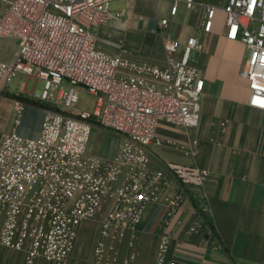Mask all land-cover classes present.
Instances as JSON below:
<instances>
[{
  "label": "built area",
  "instance_id": "built-area-1",
  "mask_svg": "<svg viewBox=\"0 0 264 264\" xmlns=\"http://www.w3.org/2000/svg\"><path fill=\"white\" fill-rule=\"evenodd\" d=\"M112 1L0 0V39L19 42L11 63L0 59V96L23 75L44 83L33 97L55 103L58 95L60 101L46 110L38 138L0 132V252L21 254L23 264H68L83 224L94 219L93 264H113L147 208L162 200V175L148 168L149 147L160 144L159 125L199 124L205 80L191 56L203 44L192 36L182 47L165 34L164 68L105 52L96 46L94 28L112 17ZM170 1L171 16L180 3L188 9L197 4ZM204 8V32L213 30L221 10L225 37L248 49L241 77L249 105L264 110V0H224ZM170 26L168 18L158 22L163 33ZM82 92L94 97L90 110L78 109ZM24 107L16 100L17 116ZM95 125L121 137L114 157L90 153ZM168 170L184 185L211 179L197 166L169 163ZM182 199L167 196L173 208ZM168 252L169 237L162 234L156 264H166Z\"/></svg>",
  "mask_w": 264,
  "mask_h": 264
},
{
  "label": "crops",
  "instance_id": "crops-1",
  "mask_svg": "<svg viewBox=\"0 0 264 264\" xmlns=\"http://www.w3.org/2000/svg\"><path fill=\"white\" fill-rule=\"evenodd\" d=\"M223 1L197 0L192 9L180 3L171 16L170 0H114L112 17L94 28L97 48L161 68L167 64L165 34L182 47L192 36L206 47L191 56L205 80L199 124L159 125L160 144L149 147L148 168L162 175V200L147 208L137 233L120 244L113 264H156L162 234L169 237L166 264H264V110L249 105L250 90L241 77L248 49L242 41L225 37L223 12L218 11L211 32L202 27L204 4ZM163 18L171 21L165 33L158 27ZM180 24L185 28L181 35L176 33ZM14 45L17 51L18 43ZM234 85L241 94L229 106L222 105ZM16 100L0 96V132L38 138L46 110L26 103L17 116ZM10 120L13 127L6 128ZM95 126L90 153L114 157L121 137ZM102 133L115 134L119 141L109 147L99 140ZM169 163L209 170L211 179L203 185H184L170 173ZM171 193L183 197L175 208L167 201ZM3 262L0 259V264H8Z\"/></svg>",
  "mask_w": 264,
  "mask_h": 264
},
{
  "label": "rangeland",
  "instance_id": "rangeland-1",
  "mask_svg": "<svg viewBox=\"0 0 264 264\" xmlns=\"http://www.w3.org/2000/svg\"><path fill=\"white\" fill-rule=\"evenodd\" d=\"M184 26L178 25L176 28V33L180 34L184 32ZM19 43L11 39H0V58L6 62L11 63L15 55V45L14 43ZM203 52L206 51V47L203 45ZM200 50V51H202ZM44 83L41 80H36L34 77H28L23 79V75L13 79L2 92L3 96H11L20 100L24 105L33 104L39 108L47 110L52 107H58L60 101L58 100V95L55 103L51 102H41L40 100L33 97L32 93L43 90ZM241 94L239 88L234 85L230 91L225 93L224 101L221 103L224 106H229L233 100ZM94 104V97L87 93L82 92L80 103L78 104V109L90 110ZM218 105V102L215 101ZM14 121L10 120L6 124V128H12ZM97 127V126H95ZM113 133L111 130H108ZM102 133L99 140H102L107 146L114 147L119 141V137L115 134ZM98 234V219L87 221L83 224L80 236L78 238L76 247L68 264H93V247ZM120 246V245H119ZM119 248V247H118ZM118 251V250H117ZM117 253V252H116ZM114 253V255H116ZM1 261L8 262V264H23L24 257L21 254H17L8 250H2L0 252ZM4 263V262H3ZM2 263V264H3Z\"/></svg>",
  "mask_w": 264,
  "mask_h": 264
}]
</instances>
